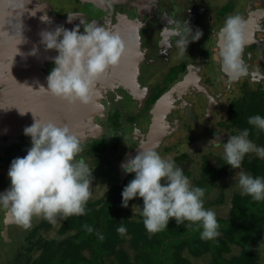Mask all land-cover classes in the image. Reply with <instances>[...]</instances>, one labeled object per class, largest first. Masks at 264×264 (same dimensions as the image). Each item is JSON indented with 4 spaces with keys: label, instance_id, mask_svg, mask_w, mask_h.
I'll list each match as a JSON object with an SVG mask.
<instances>
[{
    "label": "flooded vegetation",
    "instance_id": "obj_1",
    "mask_svg": "<svg viewBox=\"0 0 264 264\" xmlns=\"http://www.w3.org/2000/svg\"><path fill=\"white\" fill-rule=\"evenodd\" d=\"M26 1L28 9H42L39 10V19L44 14L50 17L52 23L48 25L52 26L58 20L59 24L71 29L79 24L82 17L85 22L97 20L98 24L104 23L125 38L126 51L117 65L120 67L115 79L118 84L101 96L103 108L95 115L97 134L82 139L84 151L78 157L93 168V176L95 168L103 163L105 173L103 176L99 174L103 178L102 185L117 181L118 176L121 181L129 174L121 169V164L135 156L143 141H147L153 132L161 135V139L151 147L156 144L154 147L163 157L174 159L185 146L194 155L200 149L222 148V143L221 147L211 143L217 139L226 142L234 133L235 128L230 121L232 106L246 87L256 89L264 85V0H66L76 3L73 6L67 3L69 8L66 12L74 11L81 15L72 23L65 22L67 13L56 5V0ZM19 2L22 0H16L13 5ZM3 12L9 14L13 10ZM232 14H239L247 20L242 54L247 70L236 80H229L219 65L221 40L218 31L225 18ZM5 18L0 15L2 27ZM184 20L193 31L198 28L203 35L199 40L189 42L186 53L179 57L175 45L177 37L165 29H171L175 22ZM138 21L143 22L139 29L142 58L136 55ZM4 26L8 25L5 23ZM80 31H83L82 26ZM52 51L57 55L55 50ZM44 66L42 71L48 75L54 66L53 59L45 62ZM131 83L132 88H127ZM0 117V191H4L10 185L7 176L10 162L26 154L30 138L23 134V126L14 130L3 128V123L8 125L13 118L8 122ZM188 133L193 139L182 146V140ZM192 142H202L203 146L192 149L189 147ZM6 215L4 210H0V242L5 249L14 246V250L8 258L0 259V264H10L18 247L26 244L29 232L39 237L57 229V222L49 223L42 216L33 217L31 227L23 229ZM43 221L48 222V229L47 225L41 226Z\"/></svg>",
    "mask_w": 264,
    "mask_h": 264
},
{
    "label": "clouds",
    "instance_id": "obj_2",
    "mask_svg": "<svg viewBox=\"0 0 264 264\" xmlns=\"http://www.w3.org/2000/svg\"><path fill=\"white\" fill-rule=\"evenodd\" d=\"M66 13V23L81 17L78 12ZM40 20L45 24L52 23L47 14L41 15ZM246 25L247 20L241 15L232 14L225 18L218 31L220 71L229 80L238 79L247 70L242 58ZM81 26L83 31H80ZM136 27V55L142 58L139 29L143 22L138 21ZM165 30L177 37L175 45L179 57L186 53L189 42L197 41L203 35L198 28L193 31L187 20L177 21L174 27ZM21 42L18 41L15 47ZM40 43L46 50H55L57 55L52 58L54 66L46 77L47 86L41 85L38 90L68 103L84 105L94 103L96 80L107 68L118 65L126 51L125 38L119 31L104 23L98 24L96 20L85 22L82 17L71 29L59 24L51 30H41ZM34 53L35 49L32 50ZM33 117L31 125L23 129V134L30 138V147L24 156L11 160L7 170L10 185L0 191V210L23 229L31 227L33 217L42 216L55 224L58 217L84 215L92 196L93 168L78 158L84 151L82 139L67 124ZM247 123L264 132V116H249ZM221 143L223 160L232 169H239L249 153L264 159V146L249 138L248 128L229 135L226 142L217 139L211 144L220 146ZM140 149L121 164L126 173L134 174L121 191V207H128L134 197L142 198V206L134 205L149 233L163 231L171 218L177 225L189 222L190 226L199 228L202 240H215L220 234L219 224L216 212L204 207L206 189L193 185L175 160L163 157L155 147L140 146ZM236 183L241 195L264 201V177L240 171ZM84 227L88 232L93 231L91 226ZM116 231L124 235L127 229L121 224ZM97 235L100 240L104 239L102 233Z\"/></svg>",
    "mask_w": 264,
    "mask_h": 264
},
{
    "label": "trees",
    "instance_id": "obj_3",
    "mask_svg": "<svg viewBox=\"0 0 264 264\" xmlns=\"http://www.w3.org/2000/svg\"><path fill=\"white\" fill-rule=\"evenodd\" d=\"M255 114L264 116V85L246 87L230 111L233 134L248 128L249 138L264 146V132L247 123ZM192 139L190 133L184 136L186 144ZM185 147L174 160L193 185L206 189L204 207L216 212L219 224L215 240H202L199 228L189 222L177 225L171 218L163 231L149 233L131 207L142 206V198L134 197L128 207H121V191L134 176L129 173L121 181L118 176L105 185L98 182V189L104 188L101 195L89 199L84 215L58 217L55 237L29 232L10 264H264V201L241 195L235 179L240 171L264 177V159L249 153L239 169H232L221 148L200 149L197 158ZM121 224L127 229L124 235L116 231ZM45 225L48 229L43 221Z\"/></svg>",
    "mask_w": 264,
    "mask_h": 264
},
{
    "label": "water",
    "instance_id": "obj_4",
    "mask_svg": "<svg viewBox=\"0 0 264 264\" xmlns=\"http://www.w3.org/2000/svg\"><path fill=\"white\" fill-rule=\"evenodd\" d=\"M13 1L16 0H0V15L6 16L5 23L8 25L4 26V23L3 27L0 26V107H3L0 108V116L8 122L13 118V122H9L8 125L7 122L3 123L2 127L14 130L20 126H29L33 122L34 115L37 116L36 119H52L67 124L81 139L95 136L98 131L95 115L103 108L100 102L101 96L117 86L115 79L120 67L110 66L96 80L94 85L96 95L92 104L68 103L41 92L38 90L39 87L47 86V74L42 69L45 68V62L51 61L56 54L52 50H46L40 43V32L43 29H53L59 21L56 20L57 22L52 26L45 24L42 28L44 22L42 23L38 18L39 10H42L40 7L32 11L31 8L28 9V1L22 0L16 5H13ZM7 10L13 12L5 14L3 11ZM94 14L100 15L99 12ZM8 18L12 20L9 21ZM10 25L13 27L11 28ZM13 30H15L14 35H12ZM18 41L22 42L16 45L17 51L15 44ZM33 49H35L34 54H32ZM132 71L131 73L134 74ZM136 71L138 73V68ZM134 82L135 80L133 84ZM132 86L131 83L127 88ZM19 111L25 112L21 114ZM23 118L26 120H22ZM149 137L147 141H143L142 147H151L153 143L158 144L161 139V135L156 132L150 133ZM202 146V142H192L189 147L197 149Z\"/></svg>",
    "mask_w": 264,
    "mask_h": 264
},
{
    "label": "rangeland",
    "instance_id": "obj_5",
    "mask_svg": "<svg viewBox=\"0 0 264 264\" xmlns=\"http://www.w3.org/2000/svg\"><path fill=\"white\" fill-rule=\"evenodd\" d=\"M70 5V6H73V5H75L76 3L75 2H73V1H66V0H56V5L59 7V8H61L62 9V11L63 12H66L67 11V9L69 8V6H68V4ZM62 11H60L62 14H64ZM99 143H101V142H99ZM182 146H185V145H187L186 143H185V140L183 139L182 140ZM220 147H221V145H220ZM222 149V148H221ZM174 152V151H173ZM174 153H176V151L174 152ZM165 155H167V154H165ZM170 155H172V153L171 154H169V156ZM192 157H195V155L193 154L192 155ZM196 157L197 158H199L200 157V154L199 153H197L196 154ZM103 163H101L99 166H97L95 169V172H94V178L92 179V181H91V183H92V196H91V198L90 199H92V198H97V196L98 195H101V192L102 191H104L103 190V188H101V189H98V182L99 183H101L100 181H102V179H101V177H100V175L99 174H101V176H103L104 175V171H105V168H104V166L102 165ZM195 168V167H194ZM106 173H107V170H106ZM236 177H237V174H236ZM113 179H115V177L113 178ZM235 179H237V178H235ZM131 207L133 208V209H136V207L134 206V205H131ZM223 211H225V209H223ZM1 221V220H0ZM58 221H59V219H58ZM45 235V237H55L56 235H57V233H56V230L55 229H53V230H50V231H47V232H45L44 233ZM13 247L14 246H11V247H9V249L7 250V249H5L4 248V245L0 242V250L2 251L1 253H2V255H0V256H2V257H0V259H3V258H8L9 257V253H12L13 252ZM263 252V254H264V250L262 251Z\"/></svg>",
    "mask_w": 264,
    "mask_h": 264
}]
</instances>
